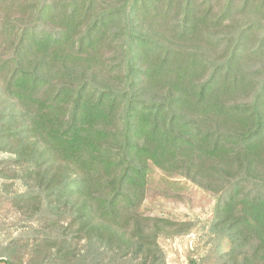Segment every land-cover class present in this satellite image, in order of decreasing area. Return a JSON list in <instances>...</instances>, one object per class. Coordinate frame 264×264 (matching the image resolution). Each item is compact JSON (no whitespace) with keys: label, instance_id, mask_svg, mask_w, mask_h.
Segmentation results:
<instances>
[{"label":"trees","instance_id":"trees-1","mask_svg":"<svg viewBox=\"0 0 264 264\" xmlns=\"http://www.w3.org/2000/svg\"><path fill=\"white\" fill-rule=\"evenodd\" d=\"M0 99L77 264H165L192 225L142 211L155 169L215 194L225 264H264V0H0Z\"/></svg>","mask_w":264,"mask_h":264},{"label":"rangeland","instance_id":"rangeland-1","mask_svg":"<svg viewBox=\"0 0 264 264\" xmlns=\"http://www.w3.org/2000/svg\"><path fill=\"white\" fill-rule=\"evenodd\" d=\"M15 157L0 150V264L7 260L12 264H77L73 257L81 255L85 242H75L74 233L69 231L71 244L67 245L73 252L70 258L66 256L68 252L62 248L66 220L50 213L46 204L20 198L40 189L29 187L24 179L25 167L18 166ZM164 176L161 170H154L142 211L192 225L187 233L158 238L165 264H225L222 257L229 249L228 242L211 231L215 194L184 178L176 179L183 185L178 189L166 184ZM109 261L106 257L105 263Z\"/></svg>","mask_w":264,"mask_h":264}]
</instances>
